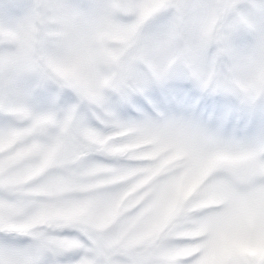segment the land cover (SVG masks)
Masks as SVG:
<instances>
[{
	"label": "clouds",
	"instance_id": "clouds-1",
	"mask_svg": "<svg viewBox=\"0 0 264 264\" xmlns=\"http://www.w3.org/2000/svg\"><path fill=\"white\" fill-rule=\"evenodd\" d=\"M148 7L0 0V155L13 185L2 197L39 230L97 238L93 264H264V0ZM178 76L190 100H169L133 127L116 122L114 90L143 94ZM65 92L96 122L81 113L37 124L60 110H37L32 98ZM18 95L28 99L9 105ZM233 116L247 118L245 135L225 131ZM24 243L0 237L5 257Z\"/></svg>",
	"mask_w": 264,
	"mask_h": 264
},
{
	"label": "snow or ice",
	"instance_id": "snow-or-ice-1",
	"mask_svg": "<svg viewBox=\"0 0 264 264\" xmlns=\"http://www.w3.org/2000/svg\"><path fill=\"white\" fill-rule=\"evenodd\" d=\"M148 5V14L158 13L163 11L166 0H144ZM139 92H131L126 89L114 90L110 96L109 103L114 111L112 115L116 117V122L123 127L136 126L141 117H149L155 115L156 108L165 107V104L157 100L149 91L143 93L140 99H134ZM40 96V95H39ZM39 96L32 98V104L35 109L41 110L49 105L54 104L59 112L53 111L41 114L37 120L39 124L42 120H52L62 115L65 123H70L77 118L81 113L83 117L95 123L93 114L88 112L86 107L76 99L71 92L63 94V104L60 97L51 100L48 97L46 103L39 102ZM192 97H181L182 100H190ZM27 95H18L9 97V105L16 104L22 100H27ZM5 103V97L0 92V105ZM120 105H131L136 109L135 118H122L118 107ZM4 112L0 111V120L4 117ZM25 131H31L27 129ZM93 159L99 160L103 164L113 163V159L103 156L99 153H88ZM221 159V153H216L210 156L209 163H218ZM13 187L10 182L6 181L4 174L3 156L0 155V237L6 234L9 237L17 236L24 239L23 247L10 248L5 257L3 247H0V264H46L45 257L50 254L63 255L66 253L74 254L75 258L70 261V264H93L92 256L103 251L102 243L92 236L90 233L74 228L72 226H63L60 228H49L47 231L39 230V226H32L29 221L24 218L15 201L4 200L2 193L5 186ZM62 264V262H58Z\"/></svg>",
	"mask_w": 264,
	"mask_h": 264
},
{
	"label": "rangeland",
	"instance_id": "rangeland-1",
	"mask_svg": "<svg viewBox=\"0 0 264 264\" xmlns=\"http://www.w3.org/2000/svg\"><path fill=\"white\" fill-rule=\"evenodd\" d=\"M17 5L23 4L25 0H14ZM149 92L153 97H155L160 102L166 103L172 99H181V97H193L195 95L194 90H192L191 85L184 81L182 77H175L170 80L166 85L162 87H152ZM142 94H137L134 99H140ZM48 100V96L42 93L39 96V102L46 103ZM63 102V101H60ZM211 102L209 101L207 104H202L201 107H209ZM175 106V105H173ZM118 111L120 112L122 118H135L137 113L135 107L131 105H120L118 107ZM226 132L235 131L239 135H245L248 131L249 125L246 117H236L233 116L228 119V121L224 125ZM19 247H23L24 245H18ZM75 258L74 254L66 253L63 255L50 254L45 257L46 264H58V262H62V264H70V261Z\"/></svg>",
	"mask_w": 264,
	"mask_h": 264
}]
</instances>
